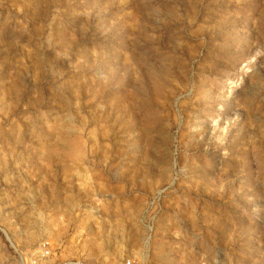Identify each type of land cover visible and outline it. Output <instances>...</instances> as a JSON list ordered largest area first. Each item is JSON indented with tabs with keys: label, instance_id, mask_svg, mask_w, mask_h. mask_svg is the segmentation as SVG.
<instances>
[{
	"label": "rangeland",
	"instance_id": "obj_1",
	"mask_svg": "<svg viewBox=\"0 0 264 264\" xmlns=\"http://www.w3.org/2000/svg\"><path fill=\"white\" fill-rule=\"evenodd\" d=\"M264 264V0H0V264Z\"/></svg>",
	"mask_w": 264,
	"mask_h": 264
},
{
	"label": "built area",
	"instance_id": "obj_2",
	"mask_svg": "<svg viewBox=\"0 0 264 264\" xmlns=\"http://www.w3.org/2000/svg\"><path fill=\"white\" fill-rule=\"evenodd\" d=\"M50 256H51V253L49 251H44V252L40 253V257H38V256L34 257L32 259V261H30L29 263L30 264H41V261H43V262L49 261ZM125 264H137V263L128 261Z\"/></svg>",
	"mask_w": 264,
	"mask_h": 264
}]
</instances>
